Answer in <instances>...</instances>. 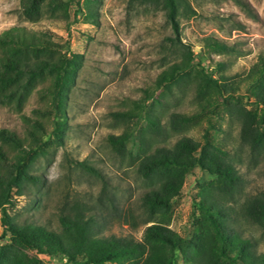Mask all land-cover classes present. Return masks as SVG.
<instances>
[{
	"label": "rangeland",
	"instance_id": "rangeland-1",
	"mask_svg": "<svg viewBox=\"0 0 264 264\" xmlns=\"http://www.w3.org/2000/svg\"><path fill=\"white\" fill-rule=\"evenodd\" d=\"M176 2L178 32L160 1L0 0V34L20 26L35 39L58 45L50 51L14 48L10 56L21 53L35 68L38 56L52 60L64 52L70 58L74 53L84 56L74 84L62 99L53 98L54 74L49 70L35 77L25 71L1 88L0 130L38 146L19 173L17 148L0 137V174L5 176L0 177V189L7 186L3 181L17 175L24 192L18 193V186L12 188L15 206H7L11 218L60 230L61 212L81 206L95 212L102 235L136 240H144L146 228L158 223L186 240L177 251V264H187L196 243L207 244L210 254L217 243L207 218L194 207L207 194L229 208L226 221L251 239L256 253L264 252V225L249 220L243 208L248 199L264 190V142L252 148L241 135L244 115L254 127L264 129L263 108L258 103V96L264 93V77L254 81V70L264 53V0H243L244 5L236 0ZM182 2L190 3L195 15ZM207 37L233 48L209 47ZM188 56L192 57L191 67L158 89L161 73ZM204 70L220 87L207 81ZM125 111L132 113L131 118L117 115ZM175 114L189 120L174 119ZM150 119L159 121L158 125H151ZM62 121L66 122L63 134L59 131L63 125L58 124ZM126 131L131 138L124 152L118 153L107 138ZM207 131L226 154L205 145ZM57 133L63 136L62 143ZM186 138L196 145V151L178 146ZM162 148L183 159L201 156L205 164L231 161L242 183L228 194L220 177L199 165L162 168L152 164L146 175L143 165L148 156ZM79 162L94 166L106 183ZM25 172L42 181L34 182ZM168 177L182 181L179 196L168 208L149 212L142 196ZM2 231L0 213V234ZM10 235L0 239L6 246L0 264H63L60 257L14 245ZM164 247L168 252L171 249L170 245ZM141 260L134 257L109 264H140ZM224 261L221 258L220 264H227Z\"/></svg>",
	"mask_w": 264,
	"mask_h": 264
},
{
	"label": "trees",
	"instance_id": "trees-1",
	"mask_svg": "<svg viewBox=\"0 0 264 264\" xmlns=\"http://www.w3.org/2000/svg\"><path fill=\"white\" fill-rule=\"evenodd\" d=\"M162 2L167 11V16L171 21L172 28L178 32L179 26L176 20L177 2L176 0H129L130 4H154ZM239 4L244 5L243 0H236ZM183 7L191 14L195 15V10L190 3L182 2ZM206 45L214 49L226 50L229 47L226 42L211 37L204 38ZM55 45L44 38L35 39L25 27L13 26L5 29L0 34V91L1 88L13 81L15 77L22 75L25 71L30 70V77H35L41 71L49 70L54 74L51 92L54 100L62 99L66 95L75 77L83 63V54L74 53L70 58L67 52L60 55L59 59L52 60L40 58L35 66H31L27 59L20 56H10L12 49H18L23 52L28 50H51ZM20 51V52H21ZM68 51V50H67ZM260 66L256 67L254 74L257 77L254 81H260L264 77V53L260 56ZM192 65V57L188 56L181 62H175L170 65L169 69L164 70L157 79V88L176 80V78L190 68ZM31 68V69H30ZM258 69V70H257ZM204 76L207 81L213 85L220 87L217 80L213 79L206 70ZM258 103L262 105L264 115V93L258 96ZM248 113L247 110H245ZM120 117L131 118L130 112H119ZM138 116V115H137ZM174 119H180L187 122L189 118L185 115L175 114ZM151 125L156 127L159 121L150 119ZM63 125L59 131H65L66 122H59ZM243 142L249 144L252 148L261 142H264V129L258 126L254 127L251 118L244 115L241 130ZM2 140L15 146L17 151L15 167L22 171L20 166L24 163L28 155L36 152L37 144L35 142L28 144L16 135L5 129L0 130ZM57 139L62 143L63 136L56 134ZM131 138V132L126 131L121 135L111 134L107 140L113 149L118 153H123L126 142ZM205 145L213 146L216 150L227 153L226 150L215 143L209 136L208 131L204 134ZM46 143V142H44ZM182 149L194 152L197 150L196 145L190 139H183L178 144ZM27 147H30L29 149ZM83 169L95 174L106 183L105 177L91 164L87 162L78 163ZM152 164H157L162 168L169 167H193L200 166L210 173L220 177L222 185L228 194H232L240 187L242 176L238 172L236 165L228 160H219L214 163L205 164L201 156L194 159H183L177 156L171 150L162 148L158 149L156 154L148 156L143 167L145 174L151 168ZM27 178L34 179V182H41L42 178L38 175L24 173ZM0 177H5L0 174ZM24 178V176H23ZM17 175H11L7 178L5 189H0V213L3 225V231L0 239L6 238L10 233L9 240L16 246L36 251L37 254L47 255L51 258L60 257L63 264H109L122 263L127 259L141 257L140 264H177V251L182 249L186 240L175 235L168 227L158 223L148 226L144 232V240H136L131 236L118 237L115 235H102L98 228V220L94 215L95 212H87L81 206L73 208L71 211H62L59 216L60 230L48 228L45 225L26 221L18 222L11 218L7 206L13 208L15 201L11 195L12 188L18 186L21 190L18 192L23 194L22 187L19 183ZM182 181L171 177L161 181L158 187H153L146 191L142 196L143 204L151 213L157 207H169L172 199L179 196ZM194 207L202 211L207 218L216 238L217 243L214 244L213 254L209 253V247L203 242L196 243L192 253L188 255L187 264H220V259L225 260L227 264H264V252L256 253L253 242L248 237H243L239 231L229 224L225 219L230 216L229 208L224 206L217 197L213 195L203 194ZM244 212L253 223L264 225V190L254 197L248 199L244 204ZM192 215L194 212L192 211ZM228 216V217H227ZM224 218V219H223ZM231 220V219H229ZM170 245V251H165L164 246ZM6 246L0 243V261L5 256ZM215 253V254H214ZM219 258V260L216 259Z\"/></svg>",
	"mask_w": 264,
	"mask_h": 264
}]
</instances>
